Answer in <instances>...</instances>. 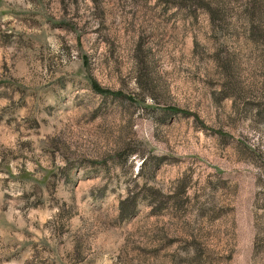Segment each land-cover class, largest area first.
I'll return each instance as SVG.
<instances>
[{"label":"rangeland","instance_id":"rangeland-1","mask_svg":"<svg viewBox=\"0 0 264 264\" xmlns=\"http://www.w3.org/2000/svg\"><path fill=\"white\" fill-rule=\"evenodd\" d=\"M0 264H264V0H0Z\"/></svg>","mask_w":264,"mask_h":264},{"label":"trees","instance_id":"trees-1","mask_svg":"<svg viewBox=\"0 0 264 264\" xmlns=\"http://www.w3.org/2000/svg\"><path fill=\"white\" fill-rule=\"evenodd\" d=\"M94 90L99 94V93H101L102 95H110V93L109 92H105V91H102L101 89H99V88H97L95 85H94ZM111 96H113V97H120V95L118 96V95H111ZM169 112H171V113H177V110H169ZM131 213V210L129 209L127 212H123V216H126L127 214L129 215Z\"/></svg>","mask_w":264,"mask_h":264}]
</instances>
